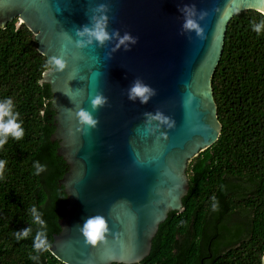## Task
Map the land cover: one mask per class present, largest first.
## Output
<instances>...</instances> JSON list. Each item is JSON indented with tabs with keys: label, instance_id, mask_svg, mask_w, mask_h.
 <instances>
[{
	"label": "water",
	"instance_id": "1",
	"mask_svg": "<svg viewBox=\"0 0 264 264\" xmlns=\"http://www.w3.org/2000/svg\"><path fill=\"white\" fill-rule=\"evenodd\" d=\"M260 10L264 0H0V29L17 19L48 64L40 84L49 86L50 140L66 165L58 180L64 212L49 249L54 258L140 264L150 254L168 213L184 210L189 161L220 135L211 79L227 25ZM188 18L202 32L186 29ZM97 23L106 40L77 34ZM61 53L62 71L50 63ZM136 81L150 89L146 102L129 98ZM96 95L105 102L94 108ZM81 109L95 126L80 122ZM97 215L105 238L92 246L81 229Z\"/></svg>",
	"mask_w": 264,
	"mask_h": 264
},
{
	"label": "trees",
	"instance_id": "2",
	"mask_svg": "<svg viewBox=\"0 0 264 264\" xmlns=\"http://www.w3.org/2000/svg\"><path fill=\"white\" fill-rule=\"evenodd\" d=\"M264 19L244 11L227 25L223 52L211 79L221 132L217 141L189 161L183 212L159 225L150 254L140 264H261L264 253ZM47 65V67H43ZM48 64L34 35L17 19L0 29V103L12 112L24 136L0 149L6 161L0 179V264H63L33 240L45 231L51 244L59 232L65 195L58 180L65 162L52 142L50 90L40 84ZM7 120V117L5 118ZM45 170L36 174V162ZM223 186V188H222ZM213 197L218 210L213 211ZM36 207L46 222H32ZM31 228L29 236L16 233ZM30 256H39L38 260Z\"/></svg>",
	"mask_w": 264,
	"mask_h": 264
},
{
	"label": "clouds",
	"instance_id": "3",
	"mask_svg": "<svg viewBox=\"0 0 264 264\" xmlns=\"http://www.w3.org/2000/svg\"><path fill=\"white\" fill-rule=\"evenodd\" d=\"M103 7V6H101ZM59 10V9H58ZM259 14L264 17V10H260ZM207 13H202L201 18L206 16ZM184 27L186 29H194L198 32H202V29L199 28L198 24L193 19H186ZM264 29V19H261L259 23H252V30L256 33H261V30ZM78 35H84L87 34L89 37L94 38L97 41H104L108 38V33L105 31L104 27L101 26V24L97 23L94 25V27L90 28L88 26H84L83 32H78ZM129 39L127 35L121 40V43H123L124 40ZM201 39L203 40L204 37L201 36ZM51 64H54L56 66L57 70L62 71L65 66L66 62L64 59L63 53H61L60 56H53L50 60ZM43 67H47V65H44ZM46 76V74H45ZM150 92V89L147 86L142 85L139 81H136L133 86L130 89L129 92V98H141V102H146L148 99V93ZM104 97L100 95L94 96L91 103L93 107L97 105L103 104ZM79 120L82 124H86L88 126H95L97 121L93 119V116L90 112L85 111L83 109L79 110L77 113ZM19 116V113H16L15 115L12 112V101L9 99L5 103H0V149L4 147V145L7 143L8 138L12 137L16 140H20L24 136V130L21 127L20 123H17V117ZM7 117V120L5 118ZM6 161L0 160V179H3V172L5 168ZM36 168V174H39L40 172L44 171V166L40 165V163L37 161L34 165ZM223 188V186H222ZM213 211L218 210V202L216 201V198L213 197V204H212ZM42 214L37 210L36 207H32L31 209V217L32 222L35 225H38L40 229L46 228V222L41 218ZM105 220L102 216H93L86 219V221L83 224V228L81 229V232L85 238L86 244L96 246L98 243L103 242L105 238ZM31 233V228H26L20 233H16V239L22 240L29 236ZM33 248L36 252H39L41 250L48 251L51 248V244L48 241L47 233L45 231L38 230L36 232L35 238L33 240ZM30 259L32 260H38L39 256H30ZM261 264H264V256H261Z\"/></svg>",
	"mask_w": 264,
	"mask_h": 264
}]
</instances>
